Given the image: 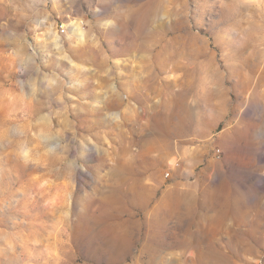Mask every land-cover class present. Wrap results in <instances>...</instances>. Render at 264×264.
<instances>
[{
	"label": "rangeland",
	"instance_id": "374dc122",
	"mask_svg": "<svg viewBox=\"0 0 264 264\" xmlns=\"http://www.w3.org/2000/svg\"><path fill=\"white\" fill-rule=\"evenodd\" d=\"M0 264H264V0H0Z\"/></svg>",
	"mask_w": 264,
	"mask_h": 264
},
{
	"label": "bare ground",
	"instance_id": "6f19581e",
	"mask_svg": "<svg viewBox=\"0 0 264 264\" xmlns=\"http://www.w3.org/2000/svg\"><path fill=\"white\" fill-rule=\"evenodd\" d=\"M79 40L83 38V32L81 29H79ZM216 153H219V151H217ZM176 163L172 160L170 161V165H175Z\"/></svg>",
	"mask_w": 264,
	"mask_h": 264
},
{
	"label": "built area",
	"instance_id": "2783aa9c",
	"mask_svg": "<svg viewBox=\"0 0 264 264\" xmlns=\"http://www.w3.org/2000/svg\"><path fill=\"white\" fill-rule=\"evenodd\" d=\"M216 156L218 157L219 156V153H216ZM169 176V173H166L165 174V177L167 178Z\"/></svg>",
	"mask_w": 264,
	"mask_h": 264
}]
</instances>
